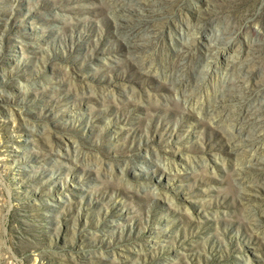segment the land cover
I'll return each mask as SVG.
<instances>
[{"label": "rangeland", "instance_id": "374dc122", "mask_svg": "<svg viewBox=\"0 0 264 264\" xmlns=\"http://www.w3.org/2000/svg\"><path fill=\"white\" fill-rule=\"evenodd\" d=\"M0 264H264V0H0Z\"/></svg>", "mask_w": 264, "mask_h": 264}]
</instances>
